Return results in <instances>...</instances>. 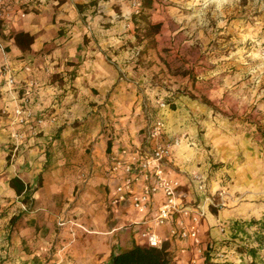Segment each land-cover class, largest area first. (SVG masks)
I'll return each mask as SVG.
<instances>
[{
  "label": "crops",
  "instance_id": "1",
  "mask_svg": "<svg viewBox=\"0 0 264 264\" xmlns=\"http://www.w3.org/2000/svg\"><path fill=\"white\" fill-rule=\"evenodd\" d=\"M140 3L136 11L131 0H26L13 4L0 20L4 47L0 68L9 67L19 83L15 99L0 74V264H54L61 259L73 264H109L112 251L132 243L147 245L138 238L145 224L132 223L144 215L108 202L109 188L115 182L110 158L141 148L143 135L138 131L143 126V100H149L162 115V141L169 143L181 131L189 134L187 141L172 147L171 173L187 184L189 172L207 169L206 153L196 151L190 132L200 121L196 118L206 125L211 115L201 102L207 97L203 86L210 85L212 93L228 79L210 65L207 51L196 61L199 49L190 46L195 57L186 60L182 50L187 43L175 46L180 69L175 75L167 73L159 34L151 45L141 35L144 21L156 16L159 6L155 1ZM20 32L28 38L17 42ZM27 62L30 71L22 69ZM166 77L177 84L167 86ZM32 78L37 88L28 87ZM179 84L190 90L191 97L178 93ZM165 96L171 97L173 108H158ZM22 100L33 112L31 122L41 117L43 123L33 136L23 128V140L16 141L14 110ZM210 143L214 159L227 163L241 156L255 158L261 151L245 137L240 142L216 138ZM15 176L36 190L24 226L7 238V226L20 207L21 196L9 185ZM236 216L226 213L220 227L214 215L207 214L202 238L195 241L171 239L165 227L156 231L168 250L173 245L184 250L203 242L212 246L208 258L214 264H244L243 254L235 247L264 233L257 230L264 225L242 224ZM32 227L33 239L28 237Z\"/></svg>",
  "mask_w": 264,
  "mask_h": 264
},
{
  "label": "rangeland",
  "instance_id": "2",
  "mask_svg": "<svg viewBox=\"0 0 264 264\" xmlns=\"http://www.w3.org/2000/svg\"><path fill=\"white\" fill-rule=\"evenodd\" d=\"M153 1L158 4L159 10L153 18L151 14L147 15L151 18L144 21L141 35L151 45L156 42L154 35L159 34L158 38L165 45L167 73L175 75L180 69V55L178 51L175 52V46L187 43L189 46L182 48L186 60L195 57L190 46L199 49L196 61L207 51L210 65L219 69L218 74L222 72L228 79L225 85L212 93L208 91L210 85L201 89L207 96L201 102L211 115L208 114L206 125L201 118H196L200 121L195 124L190 135L196 141V151L206 153L209 158V165L207 158L204 161L207 169L201 173L206 180L207 191L205 195L193 191L189 181L190 175L197 173L193 170L187 175V184L181 187L185 198L194 204L203 203L207 195L212 198L213 204L205 205L201 225L207 214H213L218 220L216 225L221 227L219 222L226 213L237 215L242 224L255 226L261 222L264 225V55L260 53L264 47V0H145V3L149 5ZM220 81H212L211 84L216 85ZM174 84H177L175 80L166 77L167 86L172 87ZM177 91L183 96L192 95L182 84H179ZM170 98H162L159 103L163 102L165 106L160 107L158 104V108L171 109ZM141 104L144 118L138 134L143 135L141 149H144L150 125L161 119L162 115L158 114L157 107L149 100H143ZM105 120L109 124L108 117ZM188 135V132L181 131L169 143L179 145ZM243 137L261 147L259 156H241L227 163L214 159L209 153L212 139L220 138L223 141L229 138L240 142ZM160 138L163 140L162 133ZM35 190L31 191L32 200ZM189 190L191 192L188 194ZM30 199L23 203L20 198V207L15 209L7 226V238L19 234V228L24 226V217L33 209ZM28 223L31 224L30 221ZM201 225L199 239L203 233ZM55 227L59 225L55 223ZM257 230L264 232V227ZM256 235V238L235 247V250L243 254L244 264H256V253L264 243V233ZM28 237L33 239V227ZM196 244L184 250L176 245L171 246L168 250L170 264H214L208 258L211 257L208 250L213 251L212 246H205L203 242ZM28 252H32V249ZM23 264L28 263L23 261Z\"/></svg>",
  "mask_w": 264,
  "mask_h": 264
},
{
  "label": "built area",
  "instance_id": "3",
  "mask_svg": "<svg viewBox=\"0 0 264 264\" xmlns=\"http://www.w3.org/2000/svg\"><path fill=\"white\" fill-rule=\"evenodd\" d=\"M26 0H0V20L8 14L13 4H21ZM132 7L138 11L140 0H131ZM0 38V49L3 50ZM264 55V47L260 50ZM22 69L30 71V64L23 63ZM0 74L4 79L6 89L10 96L18 99L19 83L14 72L9 67L0 68ZM30 89L37 88L35 79L28 81ZM22 100L15 108V120L18 129L14 131L13 138L21 141L24 138L23 128H27L31 135L37 132V126L43 123L38 117L33 124V112L30 111ZM164 107L163 102L159 103ZM163 130V122L157 119L150 125L149 135L144 149H137L126 156L112 157L110 171L115 182L109 188L108 202L112 207L127 206L133 211L144 215V218L132 223H143L145 227L138 232V238L148 246L161 247L163 240L156 231L158 227H165L168 236L178 241H195L198 239L199 226L205 214V205L213 204L212 198L207 195L201 204H194L185 198L182 191L183 184L180 179L171 173L169 163L172 158L174 144L160 139ZM175 142V144H177ZM193 191L205 195L207 183L199 172L189 177ZM155 205V208H154ZM31 264V263H29ZM54 264H73L69 260H58ZM256 264H264V243L256 253Z\"/></svg>",
  "mask_w": 264,
  "mask_h": 264
},
{
  "label": "trees",
  "instance_id": "4",
  "mask_svg": "<svg viewBox=\"0 0 264 264\" xmlns=\"http://www.w3.org/2000/svg\"><path fill=\"white\" fill-rule=\"evenodd\" d=\"M23 38L27 39L28 34L20 32L15 36L17 42ZM173 107L174 105L171 103V108ZM109 149L110 142L107 143V151ZM9 185L14 189L16 195L22 197L23 203H26L30 199L31 191L36 189V187L29 188L16 176L9 180ZM37 186H40V182L37 183ZM30 200V203L32 204L33 200ZM170 261L171 259L166 245L153 247L136 243H132L129 248L112 251L109 257V264H170Z\"/></svg>",
  "mask_w": 264,
  "mask_h": 264
}]
</instances>
